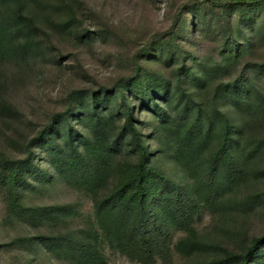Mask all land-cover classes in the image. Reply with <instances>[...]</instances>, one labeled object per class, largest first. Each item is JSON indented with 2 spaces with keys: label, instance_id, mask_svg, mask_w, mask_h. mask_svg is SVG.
<instances>
[{
  "label": "rangeland",
  "instance_id": "374dc122",
  "mask_svg": "<svg viewBox=\"0 0 264 264\" xmlns=\"http://www.w3.org/2000/svg\"><path fill=\"white\" fill-rule=\"evenodd\" d=\"M41 1L46 7H32V24L10 39L9 53L0 59V264H75L47 250L41 238L61 233L78 236L81 230L95 232L92 195L61 177H47L52 144L64 142L63 120L75 124L84 119L80 131L92 129L91 111L81 116L72 109L90 108L93 93L103 94L99 111L106 116L107 129L114 133L121 123L110 112H123L118 90L124 86L127 93H133L131 103L136 106L134 114L145 142L153 152L157 142L164 150L154 154L152 163L182 186L188 185L189 179L171 157L172 147L167 142L172 140L151 107L141 102L143 96L156 94L147 85L167 81L170 95L185 91L208 102L218 88L228 86L232 91L221 98L220 109L232 118L239 99L243 120L248 123L238 140L264 142V112L255 108L257 97L264 96V3L223 7L204 0ZM67 3L73 4L76 18L65 29L57 25L66 21L69 13L54 7ZM7 15L3 10L0 20ZM85 29L96 34L80 41ZM179 72L185 74L178 76ZM195 76L205 78L203 87ZM179 79L184 83L178 86ZM107 92L110 94L105 97ZM167 109L171 116L176 115L170 99ZM43 131L32 150V162L23 168L28 184L20 190V204L13 207L4 168L13 160L24 159L31 140ZM121 151L114 155V165L134 161L131 150L121 147ZM262 160L264 147L243 167L242 181L230 194L244 209L200 208L194 226L204 240L240 250L253 237L264 234V204L258 197L264 193V176L257 173ZM114 181L111 173L108 185ZM50 205H68L72 213L59 219H37L22 210ZM171 233L172 244L183 236L176 229ZM171 247L174 264H194L209 255L185 257ZM102 251L107 264H142L106 244Z\"/></svg>",
  "mask_w": 264,
  "mask_h": 264
},
{
  "label": "trees",
  "instance_id": "16d2710c",
  "mask_svg": "<svg viewBox=\"0 0 264 264\" xmlns=\"http://www.w3.org/2000/svg\"><path fill=\"white\" fill-rule=\"evenodd\" d=\"M204 1L223 7L264 3V0ZM37 4L41 8L46 7L41 0H0V13L8 11L6 19L0 20V59L9 53L10 39L32 24L30 13ZM54 10H66L69 13L66 21L56 24L58 27L66 29L73 25L76 18L73 4H63L54 7ZM94 34L95 31L85 29L79 39L84 41ZM183 73L179 72L178 76ZM194 79L200 82L201 87L204 86V77L195 76ZM182 83L184 80L179 79L177 85ZM227 87L218 88L210 103L185 91L170 95L167 81L146 86L156 94L143 96L141 102L144 107H151L159 126L167 131L168 138L172 140L167 142L172 147L171 157L188 177L186 186L173 182L152 163L154 154L164 150L161 143L157 142L158 147L153 152L145 142L135 118L136 106L131 103L133 93L129 90L127 93L124 86L118 90L119 109L122 107L123 112H110L111 117L116 115L121 123L115 133L107 129L106 116L99 111L101 92L91 95L90 108L77 106L72 109L74 113L79 111L81 116L87 110L91 111L92 129L80 131L79 126L85 124L84 119L75 124L63 120L64 142L52 144L48 156L51 172L47 177L56 175L69 185L91 194L94 224L97 227L92 233L81 230L78 236L61 233L41 238L45 248L75 264H107L102 251L104 244L142 264H155L157 261L160 264H174L171 246L185 257L209 253L194 264H264V234L253 237L242 249L232 250L204 240L194 226V217L202 207L221 206L226 211L234 207L244 209L237 206L230 194L242 181L245 173L243 167L264 147V142L238 140L246 132L248 123L243 120L239 99H236L232 112L235 120L220 109L221 98L227 97L226 93L232 91ZM107 94L110 93H105V97ZM159 94L161 98H157ZM169 99L173 102L174 117L170 115L172 111L167 109ZM244 105L250 106L248 103ZM255 108L264 112V96L257 97ZM44 134L45 131L31 140L24 159L13 160L4 168L7 174L3 175V179L13 207L20 204V190H24L28 184L23 168L32 162V150L39 143L37 139ZM153 135H156L155 132ZM240 143L241 149L238 147ZM121 147L131 150L134 161L114 165L112 159L122 152ZM111 173L115 181L110 186ZM257 173L264 176V164ZM258 197L260 203L264 204V193ZM22 208L33 213L37 219H59L72 213L68 205ZM172 229L183 233L174 244ZM214 249L220 251L213 252Z\"/></svg>",
  "mask_w": 264,
  "mask_h": 264
}]
</instances>
